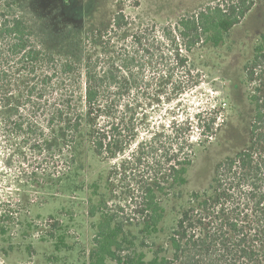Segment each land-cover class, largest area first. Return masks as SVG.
<instances>
[{
  "label": "trees",
  "instance_id": "16d2710c",
  "mask_svg": "<svg viewBox=\"0 0 264 264\" xmlns=\"http://www.w3.org/2000/svg\"><path fill=\"white\" fill-rule=\"evenodd\" d=\"M254 4L218 0L160 31L154 22L135 28L118 11L104 31L83 33V43L93 52L78 62L44 51L38 25L18 1L0 0L1 136L5 142L10 137L21 141L17 143L21 148L29 146L23 140L26 136L56 128L60 138L71 134L74 147L85 127L97 156L108 160L124 156L138 139L136 115L141 105L157 106L162 99L170 102L183 95L189 87L175 79L173 69L186 68L187 54L196 47L223 43ZM148 67L151 79L145 77ZM243 83L253 109L249 145L218 163L204 190L190 193L165 245L155 243L165 206L180 199L193 163L191 131L184 128L188 134L180 138L181 125L175 121L166 133L152 132L137 143L132 153L138 169L134 179L138 190L131 200L139 218L136 235L124 231L105 208L104 198L89 204V216L99 219L88 264H264V34L243 67ZM138 93L141 98L129 100ZM37 119L46 126L31 123ZM197 125L203 136L211 137L215 118L198 119ZM129 160L121 162L124 172ZM61 226L56 221L44 234L55 239V251L68 248L65 235L55 237ZM1 232L5 233L3 226ZM148 237L153 239L150 259L143 251V239Z\"/></svg>",
  "mask_w": 264,
  "mask_h": 264
},
{
  "label": "rangeland",
  "instance_id": "374dc122",
  "mask_svg": "<svg viewBox=\"0 0 264 264\" xmlns=\"http://www.w3.org/2000/svg\"><path fill=\"white\" fill-rule=\"evenodd\" d=\"M17 1L38 25L44 51L60 57L77 58L79 62L93 52L91 45L83 43V33L104 31L118 11L129 17L135 28L154 22L156 30L160 31L163 26L174 25L180 17L214 5L218 0ZM254 3L223 43L218 47H196L187 54L186 68L173 69L175 79L183 87H189L183 95L170 102L162 99L157 106L141 105L136 115L139 136L124 156L114 160L97 156L88 141L85 127L76 137L74 147L70 144L71 134L60 138L56 128H46L32 137L26 136L23 140L29 146L21 148L17 147L21 141L10 137L5 142L0 134L2 264H88L99 219V216H89V204L98 202L100 198L106 200L105 208L123 224L124 231L136 235L139 218L134 213L131 200L138 190L137 181L134 182L138 169L132 153L137 143L149 138L152 132L166 133L170 123L175 121L177 126L181 125L180 138L186 136L184 128L191 131L193 163L188 172V182L180 190V199L165 206L161 233L155 240L156 245H165L177 212L185 207L190 193L204 190L215 166L249 145L253 109L243 83V67L251 60L254 46L264 34V0H254ZM160 44L155 46L159 45L166 51L167 46ZM189 70L191 72L187 74ZM145 73V77L152 78L149 67ZM136 96L141 98L138 93L130 96L129 100ZM138 102L142 104L144 101ZM145 116H148L147 120ZM213 118L214 133L207 138L197 125L198 119ZM31 123L43 128L46 126L39 119L31 120ZM32 145L35 146L31 148ZM124 159H130L125 165L126 172L121 169ZM48 221H58L63 225L55 237L59 233L65 235L68 248L55 251V239L51 241L44 235L51 230V227L44 226ZM39 232L42 234L37 238L36 233ZM143 240V251L150 259L153 239Z\"/></svg>",
  "mask_w": 264,
  "mask_h": 264
},
{
  "label": "built area",
  "instance_id": "2783aa9c",
  "mask_svg": "<svg viewBox=\"0 0 264 264\" xmlns=\"http://www.w3.org/2000/svg\"><path fill=\"white\" fill-rule=\"evenodd\" d=\"M53 224H54V221H48L47 223H45L44 226H47L49 228V227H51L50 225H53ZM41 234H42V232L36 233V237L39 238ZM0 264H2L1 261H0Z\"/></svg>",
  "mask_w": 264,
  "mask_h": 264
}]
</instances>
